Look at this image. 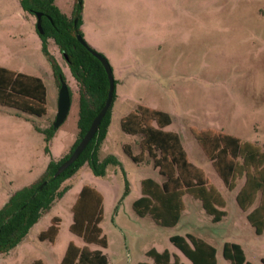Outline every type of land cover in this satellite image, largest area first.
<instances>
[{
  "label": "rangeland",
  "instance_id": "1",
  "mask_svg": "<svg viewBox=\"0 0 264 264\" xmlns=\"http://www.w3.org/2000/svg\"><path fill=\"white\" fill-rule=\"evenodd\" d=\"M75 1L53 3L70 17ZM78 30L110 66L113 93L97 157L112 156L115 163L106 164L103 175L84 163L64 179L62 196L16 246L0 253V264H24L35 257L54 264L67 242L82 245L69 230L70 207L82 185L102 197L98 226L106 241L102 251L107 264H151L145 254L150 248L165 249L187 262L168 239L186 233L215 248L216 264H227L221 255L223 241L238 243L250 264H264V231L254 234L234 201L235 190L223 186L189 132L190 126L211 128L264 148V0H82ZM37 32L35 14L23 10L19 0H0V66L37 76L46 87L42 116L0 105V207L6 195L62 158L76 138V83L51 37L43 39L45 52ZM46 53L70 90L68 112L53 130L49 126L58 86ZM137 104L168 113L170 124L164 129L177 133L189 159L224 199L226 214L219 222H211L200 202L188 194L171 227L133 211L140 180L161 179L148 157L136 163L122 148L127 144L132 154L139 152V135L119 128L120 117ZM52 217L58 219L53 242L38 240V231L45 230Z\"/></svg>",
  "mask_w": 264,
  "mask_h": 264
},
{
  "label": "trees",
  "instance_id": "2",
  "mask_svg": "<svg viewBox=\"0 0 264 264\" xmlns=\"http://www.w3.org/2000/svg\"><path fill=\"white\" fill-rule=\"evenodd\" d=\"M19 5L23 10L41 14L42 33H37L42 41V49L45 51L44 37H51L76 83L77 133L75 141L62 158L49 162L39 177L13 191L0 207V253L8 251L22 240L52 202L62 196L66 187L59 189L61 182L82 164L87 163L94 174L103 175L105 165L115 163L112 156L101 160L97 157L106 132L109 106L78 157L53 177L56 167L69 156L103 105L108 83L102 65L89 51L95 50L86 43L85 46L81 45L75 37L76 33L79 34L82 0L75 1L70 17L61 13L53 0H19ZM47 58L58 86V76L63 77L53 59L49 55ZM68 92L70 95L69 88ZM0 105L26 114L44 115L45 88L42 81L38 77L0 67ZM169 124L168 113L142 104H137L135 109L119 119L122 132L141 135L138 154H132L127 144L122 146L123 151L136 163L142 160L145 152L153 167L164 177L160 183L149 177L141 179L140 195L131 203L133 211L138 216L149 215L159 226L171 227L177 223L183 209L182 195L188 194L199 200L211 222L219 221L225 214L222 209L223 198L203 170L188 160L178 135L163 129ZM49 129L54 128L50 125ZM189 132L227 190H232L236 180L242 179L234 199L242 211L256 202L245 218L254 233L260 234L264 230V150L255 143L211 128L190 126ZM101 201L102 197L96 189L87 185L80 187L70 207L72 221L69 230L79 236L84 245L78 247L69 242L59 264H107L100 249L90 250L85 245L94 243L100 248L106 246L98 226L102 214ZM57 221L56 217H52L38 238L52 241L57 233ZM168 239L187 262L180 261L176 254L165 249L156 251L151 248L145 252L151 264H216L215 248L205 240L190 233L171 235ZM221 255L227 264H250L240 245L235 242L224 241ZM35 264L40 263L36 261Z\"/></svg>",
  "mask_w": 264,
  "mask_h": 264
},
{
  "label": "water",
  "instance_id": "3",
  "mask_svg": "<svg viewBox=\"0 0 264 264\" xmlns=\"http://www.w3.org/2000/svg\"><path fill=\"white\" fill-rule=\"evenodd\" d=\"M40 15L41 14L38 12L35 13L36 29H37L38 33H42V27L40 24ZM75 37L81 45H83V46L86 45L84 40L82 39V37L78 33L75 34ZM89 51L100 62V64L102 65V67L104 69V72L106 74L107 83H108L106 97H105L103 105L100 107L98 112L92 118L87 130L85 131L83 136L80 138V140L77 142V144L75 145V147L73 148V150L71 151L69 156L56 167V169L53 173V177H56L58 174H60L64 169H66L78 157L80 152L84 149V147L86 146L88 141L91 139L92 135L94 134L95 130L97 129L101 118L103 117L106 110L110 106V103L112 100L113 80H112L110 66H109L106 58H104V56H102L98 52H95L92 50H89ZM58 80H59V85L57 88V100H56L55 116H54V120L51 123V126L54 129L57 128L61 124V122L64 120V118L68 112L69 105H70V95L68 92V87H67L66 83L64 82V80L60 76H58Z\"/></svg>",
  "mask_w": 264,
  "mask_h": 264
},
{
  "label": "crops",
  "instance_id": "4",
  "mask_svg": "<svg viewBox=\"0 0 264 264\" xmlns=\"http://www.w3.org/2000/svg\"><path fill=\"white\" fill-rule=\"evenodd\" d=\"M155 26V25H154ZM0 67H3V66H0ZM5 68V67H4ZM8 69V68H7ZM35 77H37V76H35ZM39 78V77H38ZM40 79V78H39ZM41 80V79H40ZM42 81V80H41ZM42 83H43V81H42ZM43 85H44V83H43ZM44 88H45V101H46V87H45V85H44ZM149 107V106H148ZM45 109H46V107H45ZM46 112V111H45ZM125 115V114H124ZM123 116V115H122ZM121 116V117H122ZM120 117V118H121ZM168 126V125H167ZM165 128V127H164ZM163 128V129H164ZM165 130V129H164ZM177 134V133H176ZM228 134V133H227ZM136 135V134H135ZM137 135H139V134H137ZM231 135V134H230ZM232 136H234V135H232ZM140 137H141V135H139V138H138V141H139V139H140ZM179 137V136H178ZM235 137H237V136H235ZM237 138H239V137H237ZM180 139V138H179ZM240 139V138H239ZM242 140V139H241ZM138 141H137V144H138ZM244 141H246V140H244ZM181 142V141H180ZM182 145V144H181ZM138 147H139V145H138ZM183 147V146H182ZM262 150H264V148H262V147H260ZM184 149V148H183ZM185 151V150H184ZM139 152H140V148H139ZM138 152V153H139ZM138 153H136V154H138ZM185 153H186V151H185ZM136 154H134V155H136ZM186 155H187V153H186ZM145 157H148V155L144 152L143 153V155H142V160H144L145 159ZM149 159H150V157H148ZM187 158H188V160L192 163V164H194L190 159H189V157H188V155H187ZM141 160V161H142ZM140 161V162H141ZM150 161H151V159H150ZM151 164H152V162H151ZM195 165V164H194ZM195 166H197V165H195ZM152 167H153V165H152ZM199 167V166H198ZM154 168V167H153ZM154 169H156V168H154ZM157 171V170H156ZM204 172V171H203ZM158 173V172H157ZM159 174V173H158ZM205 174V173H204ZM216 174V173H215ZM160 175V174H159ZM161 176V179L159 180V181H156V182H158V183H160L161 181H163V179H164V177L162 176V175H160ZM207 177V176H206ZM218 177V176H217ZM144 178H146V177H144ZM150 178V177H149ZM208 178V177H207ZM219 178V177H218ZM143 179V178H142ZM152 179V178H151ZM154 180V179H153ZM209 180V179H208ZM141 181V180H140ZM221 181V180H220ZM209 182H210V180H209ZM222 182V181H221ZM211 183V182H210ZM212 184V183H211ZM223 184V183H222ZM241 184H242V179H238V180H236V182H235V186H234V188L232 189V190H235V193H234V196H235V194H236V192H237V190L239 189V187L241 186ZM213 185V184H212ZM224 186V185H223ZM217 190V189H216ZM218 191V190H217ZM140 195V194H139ZM185 195V194H184ZM221 195V194H220ZM9 197V195H6V197H5V199L2 201V204L7 200V198ZM182 197H183V195H182ZM182 197H181V199H182ZM222 197V196H221ZM137 198V197H136ZM135 198V199H136ZM193 198V197H192ZM223 198V197H222ZM224 200V199H223ZM199 201V200H198ZM234 201H235V199H234ZM182 203H183V201H182ZM236 203V202H235ZM256 203V202H255ZM255 203L251 206V207H249L246 211H242L239 207V209L242 211V212H244V216L246 215V213L248 212V211H250L251 209H252V207L255 205ZM224 205H225V202H224ZM237 205V204H236ZM238 206V205H237ZM224 208V206L222 207V209ZM183 209H184V204H183ZM183 209H182V211H183ZM224 210V209H223ZM181 211V212H182ZM181 212H180V214H181ZM225 212V211H224ZM226 214V213H225ZM225 214L222 216V218L225 216ZM145 216V215H144ZM140 217H143V216H140ZM150 217V216H149ZM179 217H180V215H179ZM151 218V217H150ZM221 218V219H222ZM72 219V218H71ZM179 219V218H178ZM220 219V220H221ZM246 219V218H245ZM51 220V219H50ZM219 220V221H220ZM219 221H217V222H219ZM154 222V221H153ZM248 222V221H247ZM155 223V222H154ZM213 223H216V222H213ZM156 224V223H155ZM249 224V223H248ZM250 225V224H249ZM251 226V225H250ZM48 227V226H47ZM164 227V226H163ZM252 227V226H251ZM252 229H253V227H252ZM41 231H43V230H40V231H38V233H37V235H36V237H37V239L38 240H40L39 238H38V234L41 232ZM264 231V230H263ZM262 231V232H263ZM253 232H254V230H253ZM261 232V233H262ZM260 233V234H261ZM57 234V233H56ZM255 234V233H254ZM260 234H256V235H260ZM56 236V235H55ZM55 236H54V238H55ZM54 238H53V240H54ZM43 240H47V239H43ZM43 240H40V241H43ZM53 240L52 241H49V240H47L48 242H53ZM82 240V239H81ZM69 242H71V241H69ZM69 242H67V244L69 243ZM83 242V241H82ZM207 242V241H206ZM224 242V241H223ZM222 242V243H223ZM231 242V241H230ZM72 243V242H71ZM67 244L65 245V248H64V250H63V252H62V254L60 255V257L56 260V262L54 263V264H59L60 263V261H61V259H62V257H63V255H64V252H65V249H66V246H67ZM74 244V243H73ZM90 244H93V245H95L96 246V248H90L88 245H90ZM210 244V243H209ZM75 245V244H74ZM82 245H84V242H83V244ZM82 245H80V246H78V245H75V246H78V247H81ZM90 250H95V249H100L101 250V252L103 253V248H100L98 245H96V244H94V243H88V244H85ZM222 245V244H221ZM105 248V247H104ZM151 249V248H150ZM154 249V248H153ZM155 250V249H154ZM104 254V253H103ZM105 255V254H104ZM180 259V258H179ZM106 260H107V258H106ZM36 261H38L40 264H46L45 263V261H43L42 259H40V258H38V257H35V258H32V259H30L29 261H27L26 263H24V264H35L36 263ZM181 261V260H180Z\"/></svg>",
  "mask_w": 264,
  "mask_h": 264
}]
</instances>
